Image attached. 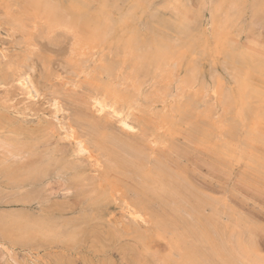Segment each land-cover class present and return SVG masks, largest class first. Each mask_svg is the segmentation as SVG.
Segmentation results:
<instances>
[{"label": "rangeland", "instance_id": "1", "mask_svg": "<svg viewBox=\"0 0 264 264\" xmlns=\"http://www.w3.org/2000/svg\"><path fill=\"white\" fill-rule=\"evenodd\" d=\"M79 1H84L87 5L89 4V10L91 8V10H93V12H95L96 14L97 11L101 13L100 17L103 22L106 21V19L109 17L114 22L118 21L117 23H115L116 26L113 32L114 37H111V39L115 40L114 44H119V42H126L135 37H139L140 40L144 43H151L155 40L159 41V43H162L170 50H178L180 53L179 58L183 59V61L187 59L185 61L186 64L190 61L192 62L191 65H196L200 72V81L203 82L201 86L205 87L206 84L207 91L212 90V87L209 85L212 84L213 86V83L216 81L220 84L221 92L223 90L226 93L230 91L229 93L234 96L233 98L236 100V108L234 107L235 109H232L233 111L231 110V113L228 112V115H225L227 122L232 123L233 125L235 124L234 126L238 128L235 129V132H233V137H230V132L232 130L230 132L228 131V133H225V136L223 138L218 137L217 133L212 138L213 145L208 146L207 143L204 142V138H202L203 136L198 132L197 133L199 135L197 136L196 133L197 129L202 125V120L199 123L200 126L198 125L197 128L193 127L194 122L188 123V121H186L185 119L178 120L173 127L175 132L173 136L175 134L176 135L174 137H171L172 143L165 146L162 153L157 154L156 157H161V159L165 161L166 164H168L170 169H173L174 172L170 170L172 173L175 174L176 172L178 176L182 175L181 177L185 178L183 180H187L185 182L192 187L193 193H195L196 195L201 193L199 194V196L214 202L221 210H230L232 211V213L237 214L238 218L243 217V221L249 223L248 225L252 228L254 236L256 237L259 247L262 250V254L264 255V173L263 171L260 172L254 169L253 167H251L252 165H248L246 161L248 160L247 156H249V154L251 153V155L257 154V156H255L264 161V129L262 128V126L264 127V108L262 107V105L264 106V98L262 97L264 96V13L260 14L262 16L259 15V20L254 21V17L251 12L253 0H249L245 8L244 16L236 24H234V30L230 27L231 29L228 30L229 33L226 30V35L222 32V36L219 37V33H217V27L212 25L211 23V15H209V9H211L210 3L216 2L219 5L221 4L222 6L227 7V5L229 4V0H211L210 2L209 0ZM101 1L103 3H101ZM13 2L21 4V2L23 3V0H0V17H2L4 14L1 5H3L4 7V5H9ZM198 3L203 5L199 6ZM131 4H136L138 9L137 7L136 9H134ZM204 4L207 6L206 8H204ZM92 6L96 9H94ZM159 6H163L164 8H166L164 9L166 13ZM189 6H191V8ZM156 7L160 9L157 10ZM208 7L209 9H207ZM196 8L198 9L200 14L202 13V15L198 13ZM130 9L132 12L130 11ZM139 9L141 13L137 12L139 11ZM91 10L90 13L92 14L93 12ZM110 12H112V15ZM147 12L149 13L147 14ZM177 12H179L180 14H177ZM249 12L251 13L249 14ZM197 13L199 14V17L197 16ZM107 14H110L111 16H107ZM133 14H137V16H140L141 18L139 17V19H137V16H133ZM115 15L118 19H116ZM207 15H209L210 17ZM113 17H115V19ZM158 17L161 19H159ZM121 18L122 20H124V22L119 23V20ZM208 18L210 19V21L208 20ZM132 21L134 22L131 26L130 24L132 23ZM200 21H203V23L199 24L198 22ZM241 22L243 24H241ZM128 24L131 26L130 29H128L129 26L126 27ZM204 25L206 28L204 27ZM7 28L8 27L4 25L0 27V32L2 30V34L0 33V48H8L11 55L15 58L20 53V49L16 45V40L7 36ZM210 29L211 31H209ZM237 29L240 30L238 31ZM212 33L214 34V39L212 38ZM148 34L150 37L146 36ZM168 34H170V36ZM1 35H3V38H1ZM118 37H120L121 39ZM222 37L224 39H222ZM41 43V47L43 48V55L45 56L47 61L45 63H39V61H37L38 59L35 58L38 63L37 75L42 74V77L46 78L47 66L50 62V70L52 72H62V68L66 66L67 55L65 51L67 50L68 44L54 45L51 44L48 40H43L41 41ZM200 45L201 47L199 48ZM212 46L215 47L214 49L216 50V52ZM113 48L115 49V47ZM185 49L187 50L185 51ZM185 53H187V55ZM21 54L22 53H20V55ZM112 57L114 58V56ZM57 62L59 63L57 64ZM235 62H237L238 64H236ZM42 64L43 66H41ZM59 66H62V68H59ZM250 66H252L251 70ZM222 67H224L225 69ZM0 68V85L2 86L0 87V264H170L166 260V257L169 254V246H167L168 243L167 241L162 240V236H159L163 233L159 228L160 224H162L161 221H165L166 224H169V232L167 234L164 233L165 239H169L171 237L172 230L174 229L172 227L173 224L178 223L179 225L176 224V229H181V224L186 223L188 220L191 221V218H188L189 216H186L184 214L183 217H180L178 214L172 211L173 209L170 206L161 204L157 199L153 198L150 195L139 193V186L137 185V183H134L135 181H132L129 176L126 177L123 174L111 173V175H109L110 178L107 180L105 179V172H102L104 170H98V172L96 171L94 175V168H91L92 165L89 159L87 157L84 158V156L74 157L72 155L73 151L71 149V145L69 144L67 146L69 142L65 143L67 141L62 142L59 141V138H57L58 136L56 135L57 133H55L56 130L54 131V128L56 127L55 123H57L58 120H61V117L54 119V117L51 115V110L53 109V107L52 102L49 99V96H51V93H53V90L55 89L49 88V90L51 91L48 90V93L46 95L37 99L33 98V101L30 103L24 98V96V99H22L21 95L14 93L8 87L4 86L2 79L5 68L1 64ZM235 68H237V70ZM208 69L209 72H212L211 74L208 72ZM231 69L233 74L231 73ZM239 69H243L244 72L243 70H241L240 72ZM217 70L220 71L216 72ZM186 71L187 68L184 67V70L181 72L180 76H186ZM236 71H238V74L236 73ZM228 72L231 74H228ZM239 72L241 73V75ZM245 73H248V75H246ZM232 75L234 79L232 78ZM238 75H240V78L238 77ZM45 78H43L42 83H44L43 81H45ZM241 78L243 81L244 79H246L247 81L243 82ZM222 80L225 81H223L225 84L222 83ZM237 80H239V82H241L242 84L244 83L243 89L237 88ZM232 82L234 83V85ZM81 83L82 82L76 84V86L80 88L79 91H82V93L75 91V89L78 90L76 86L73 87L72 85L68 84L67 86H65V88L63 87L62 83L57 84L58 86H60V98H62L63 102H65L66 105L68 104L70 110L72 108V105L74 106V108H76L78 104V107H81L83 104H85L84 102H86L84 101L85 98L89 97L90 91L86 92L88 88L84 83ZM208 87L210 88L208 89ZM61 89H63L62 92ZM238 89L241 94L238 93ZM70 90L72 91L70 92ZM74 91L76 92V94H74ZM258 91H260L258 93L259 95H257ZM11 92L14 94H12ZM245 92H248V97L246 96L247 98H244L243 94ZM209 94L211 97L209 96ZM238 95L242 98L239 99ZM208 96L210 98L207 97L206 101H213L214 99V103L216 102L217 106L218 100L215 101L216 99H218L217 95L214 96V94L209 91ZM258 96H261L260 99ZM9 97L10 99H8ZM43 98L44 101H46H43L42 103ZM70 98L73 100L75 99L74 101L76 104L73 100H71L72 102H69L68 100H70ZM243 98L247 102H250V104L253 103L251 106L252 109L256 105L254 107V111L251 109L252 112H256L255 114H257L260 109V112H258L257 114H260V117H254L256 115L253 114L251 115V118H247V113L245 116L243 115L244 111L240 110L242 109L241 106L244 100ZM9 100L12 101L10 102ZM47 100L49 101V103ZM259 100H261L262 102ZM23 102L25 103L23 104ZM37 102H39V104ZM8 108L10 110H7ZM22 110L24 111L22 112ZM217 111L220 112V108H217ZM221 114H223L222 111ZM237 115H239L240 117ZM237 117L238 119H236ZM54 120L55 123H53ZM233 121L235 122L233 123ZM232 124H229L230 127L232 126ZM179 125V128H182L181 131L180 129H178ZM247 125L249 129H256V131L254 130V134H256L257 132L258 138L256 137L254 140H248L250 143L248 141H245V146L247 147H243L242 143L247 139L246 132L248 129L245 128V126ZM145 126L148 127V125L146 124L142 127H139L138 131L134 133L135 135L133 134L130 137H135L138 140H143L142 137L147 138L150 133V128L148 127V129ZM176 126L177 128H175ZM114 130H116L115 127ZM189 132L192 135H190ZM137 133H140V136ZM144 134L148 136H144ZM193 134H195L196 136ZM136 135H138L139 137H137ZM258 135L261 136V139H259ZM225 138L229 141L228 146H226L228 151L226 155L221 154L220 148L216 146L219 141H221L222 139L224 140ZM231 138H235L236 140H233ZM262 139L263 142H261ZM194 140H196V143L194 142ZM193 142L195 144H198L194 146ZM63 143H65L68 148L64 147L65 145ZM60 144L63 145V147L60 146ZM246 148H248V153L246 151ZM253 148L255 150H253ZM66 154L69 156H66ZM63 157L65 158V160H63ZM45 159H48L49 161L52 159V161H54V166L52 164L53 168L50 169L45 175L39 177L38 174H34L33 168H37L38 166H40V161H43ZM83 159L85 160L83 161ZM233 159H235V161ZM64 161L68 163V167L70 168H66L65 170L62 167ZM69 161L71 163H69ZM79 161L82 163H80ZM83 162L86 164H84ZM58 164H60L61 166ZM70 165L74 166L77 172L75 170L72 171ZM60 168L61 171L62 169L64 171L61 172ZM35 175L37 176V179H33V177L31 180L27 179L28 176ZM87 175L90 176L88 177ZM75 176L78 177L75 178ZM79 177L80 179L79 181H77ZM88 178L89 180H91L89 181ZM123 179L127 180L124 181ZM72 181L77 183H73ZM107 181L116 182V185L117 183L119 184V194H112L108 192L109 186ZM87 182L88 184H86ZM135 187H138V189H136ZM134 190L136 191L134 192ZM198 191L200 192L197 193ZM111 195L114 196L112 197ZM136 196H140V198ZM123 198H130L134 201H138L139 199H146L150 203L148 214L152 216V220H150L149 223L145 226H135L131 224L126 215H121V201ZM116 199L117 202H114V200ZM222 206L224 207L221 208ZM203 215V219L212 217V209L209 207L204 208ZM121 216L125 218L123 219ZM118 217H120L121 219H118ZM117 219L119 220V222ZM38 222L40 223V226L43 227H39ZM61 222L63 224H61ZM29 224L30 227H34H31L32 231L26 230L28 229ZM72 225H74L75 227ZM59 227H61V229H59ZM171 227L172 229H170ZM9 228L12 235L6 231ZM51 228H55V231H62L63 234L62 232L60 234H57V236L54 234H52V236L46 234V231ZM66 231H71L73 235L67 237V233L65 234ZM11 236L13 238H11ZM45 236H47V238Z\"/></svg>", "mask_w": 264, "mask_h": 264}, {"label": "bare ground", "instance_id": "2", "mask_svg": "<svg viewBox=\"0 0 264 264\" xmlns=\"http://www.w3.org/2000/svg\"><path fill=\"white\" fill-rule=\"evenodd\" d=\"M102 1H101V3H103ZM105 1H107V0H105ZM146 1H148V0H146ZM205 1H208V0H205ZM210 1L211 0H209V2ZM248 1L249 0H229V4L227 3L228 4L227 7H224L221 4L219 5L216 2L210 3L211 9H209V7L207 9H209L210 14H209V12H208V14L211 15V17L209 15H207V16H209L211 18L212 25L217 27V33H219L218 34L219 37L222 36V32L226 35L225 31L226 30L228 31L231 28L233 29L234 24H236L244 16L245 8H246ZM13 3L9 4V5H4V7H3V5H1V7L3 8L4 14L2 17H0V27L2 25L8 27L6 29L7 30V33H6L7 36L16 40V42H17L16 45L18 46V48L20 49V53H22V54L20 55V53H19L14 58L11 55L8 48H5V47L0 48V64L3 65V67L5 68V72L3 73V79H2L4 86L8 87L14 93L21 95L22 99L25 98L30 103L33 101L32 100L33 98L37 99V98H40V97L46 95L48 93L49 88L55 89V90H53V93L50 92L51 96H49L50 97L49 99L52 102V107H53V109L51 110V115L54 117V119L61 117V120H58L57 123H55V120H54L53 123H55V125H56V127H55L56 129L54 128V131L56 130L55 133H57L56 135L58 136V137L57 136L56 137L59 138V141H62V142L67 141L65 143L69 142L67 144V146L69 144L71 145V149L73 151V154L72 153L71 154L74 157H77V156L78 157L84 156V158L87 157L89 159L91 165H92L91 168H94V175H95L96 171L98 172V170L99 171L104 170L102 172H105V174H106L105 179H107V180L110 178L109 175H111V173L123 174L126 177L129 176L132 179V181H135L134 183H137V185L139 186V189H140L139 193L144 194V195H150L153 198L157 199L161 204H165L166 206L167 205L170 206L173 209L172 211L174 213L178 214L180 217L181 216L183 217V214H184L186 216H189L188 218H191V221L188 220L186 223L181 224V229H176V227H177L176 224H178V223L173 224L172 227L174 229L172 230L171 237L169 239H165V237H164V233L167 234L169 232V227H168L169 224H166L165 221H161L162 224H160L159 228L161 229V231L163 233L160 234L159 236H162L163 239L162 238L161 239L164 241H167V243H168L167 246H169V254L166 257V260L168 261V263H170V264H264V255L262 254V250L259 247V244L257 242L256 237L254 236L252 228L248 225L249 223H246L245 221H243V219H242L243 217L238 218L237 214L232 213V211H230V210H228V211L225 209H223L224 211L221 210L218 207V205H216L214 202H212L208 199H204L203 197L199 196V194H201V193H199L200 191L197 192V193H199V194H197L198 195L197 196L195 193H193L192 187L185 182L187 180H183L185 178L181 177L182 175L178 176V174H176V172H175V174L172 173L171 171H173V169L171 170L170 167L168 166V164H166V162L163 161L161 159V157H156L157 154L162 153L165 146L172 143L171 137L175 133L173 127L175 126L176 121H178V120H184L185 119L186 121H188V123L194 122L193 127H195V128L198 127L199 123L202 120V125L201 126L199 125L200 127L197 129L196 133L198 132L203 136L202 138H204V142H206L208 146L213 145L212 144V138L217 133H218V137L223 138L225 136V133H228V131L230 132L232 130L230 132V134H231L230 137H231L232 134H234L233 132H235V129H238V128H236V126H234L235 124L233 125L232 123H228L227 119H226L228 112H230L232 109L236 108L235 107L236 100L233 98L234 96H232V94L229 93L230 91L226 93L223 90L221 92L220 84L215 81L213 83V86H212V84L209 85L212 87V90H209V91H211L212 94H214V96L217 95L218 99H216L215 101L218 100L217 101L218 104L216 106V102L214 103V99H213V101H211V100L206 101L207 97H209L210 94L208 96L209 91H207V88H206L207 85L206 84H205V87L201 86L203 82L200 81V76H199L200 72L194 63H193L194 65H191L192 62L189 61L186 64L185 61L187 59H185L183 61V59L179 58L180 53L178 50H175V51L170 50L168 47L164 46L162 43H159V41H156V40L151 42V43H144L140 40L139 37H135V38L128 40L126 42H119V44H114L115 40L111 39V37L113 36L114 28L116 26L115 23H117L118 21L114 22L109 17L106 19V21L103 22L101 17H100L101 13H99L96 10L97 11V14H96L90 8V10L94 13V15H93V13L91 14L90 10L88 8L89 4L87 5L84 1H79V0H23V3L21 2V4L20 3H18V4L14 3L13 4ZM111 3H113V2H111ZM115 3H117V2H115ZM200 3H198L199 6L203 5ZM157 5H159V4H157ZM90 7H91V4H90ZM132 7L134 9H136L137 6H136V4H134V5H132ZM159 7L163 11H164V9H166L163 6H159ZM189 7L191 8V6H189ZM206 7L207 6L204 4V8H206ZM160 8H157V10H159ZM94 9H96V8H94ZM137 9H138V7H137ZM199 10H200V8H199ZM251 10H252L251 11L252 15L254 17L253 20L254 21L259 20L260 19L259 17L262 16L260 14L264 13V0H253ZM130 11H131V9H130ZM148 11H150V10H148ZM197 11H198V9H197ZM137 12H140V9ZM251 12H249V14ZM110 13L112 15V12H110ZM148 13L149 12H147V14ZM178 13L179 12H177V14ZM198 13H199V11H198ZM198 13H197V16L200 14V13L199 14ZM108 15H110V14H107V16ZM135 15L137 16V14H135ZM135 15L133 14V16H135ZM200 15H202V13ZM130 16H132V15H130ZM115 17H116V15H115ZM115 17H113V18L115 19ZM139 17L137 16V19H139ZM145 17H147V16H145ZM202 18H204V17H202ZM250 18H252V17H250ZM116 19H118V18L116 17ZM159 19H161V18H159ZM120 20H122V18ZM120 20H119V23L124 22V20H122V21H120ZM206 20H207V18H206ZM208 20L210 21L209 18H208ZM244 21H245V19H244ZM133 22L134 21H132V23L130 24L131 26L133 25ZM198 23L202 24L203 21L202 22L200 21ZM241 24H243V23L241 22ZM130 25L128 24L126 27L129 26L128 29H130V27H131ZM204 27H205V25H204ZM246 27H248V26H246ZM115 31H116V29H115ZM209 31H211V29ZM212 31H213V27H212ZM1 32H2V30H1ZM207 32H208V30H207ZM209 33H211V32H209ZM228 33H229V31H228ZM170 34H168V35L170 36ZM204 34H205V31H204ZM172 35H173V33H172ZM7 36H6V39H7ZM116 36H118V35H116ZM146 36H149V34ZM212 36H213L212 38L214 39V34ZM223 37H222V39L225 38V37L224 38ZM1 38H3V35H1ZM118 38H120V37H118ZM144 38H145V36H144ZM203 39H204V37H203ZM43 40H48L51 44H54V45L68 44L67 50L65 51V53L67 55L66 66H64L63 68H62V66H59V68L61 67L63 69V71L62 72H54V71L52 72L50 70V63H51L50 62V63H48V66H47V72L45 71L47 73L46 78L42 77L43 76L42 74L37 75V73H38L37 61H39V63H45L47 61L45 56L43 55V48L41 47V44H42L41 41H43ZM219 41H221V40H219ZM44 43H45V41H44ZM201 45L199 46V48L201 47ZM8 46H10V45H8ZM113 47H115V49ZM214 48L215 47H213V49ZM219 49H220V47H219ZM231 49H232V47H231ZM56 50H58V49H56ZM186 50L187 49H185V51ZM215 52H216V50H215ZM112 54H115V55H112ZM185 54L187 55V53H185ZM58 55H59V53H58ZM229 55H230V53H229ZM112 56H114V58ZM218 56H219V54H218ZM35 58H37L38 60L36 61ZM188 58H190V57H188ZM115 59H117V60H115ZM204 59H205V57H204ZM226 60H229V59H226ZM211 61H212V59H211ZM58 63L59 62H57V64ZM220 63H221V61H220ZM235 63L238 64L237 62H235ZM248 64H250V63H248ZM228 65H226V66H228ZM250 65H252V64H250ZM41 66H43V64ZM56 67H58V66H56ZM184 67L187 68V71H186L187 75L182 77L180 75H181V72L184 70ZM251 67L252 66H250V70H251ZM64 68H66V69H64ZM222 68H224V67H222ZM232 68H233V66H232ZM201 69H200V71H201ZM213 69H215V68H213ZM235 69L237 70V68H235ZM235 69H234V71H235ZM241 70H243V69H241ZM241 70H240V72H241ZM248 70H249V68H248ZM250 70H249V72H250ZM219 71L217 70L216 72H219ZM238 71H236V73ZM208 72H209V69H208ZM229 72H228V74H231L232 69H231V73H229ZM243 72H244V70H243ZM209 73L211 74L212 72H209ZM240 75H241V73H240ZM240 75H238L239 78H240ZM246 75H248V73ZM230 77H229V79H230ZM43 78H45L44 79L45 81H43L44 83H42ZM232 78L234 79L233 75H232ZM239 80H237V83H238L237 88L243 89L244 83L242 84L241 82H239ZM241 80H242V78H241ZM223 81L224 80H222V83L225 82V81L224 82ZM246 81L247 80L244 79L243 82H246ZM80 82H82L81 84L84 83L85 86L88 88V90L85 89V90H87L86 92L90 91L89 97L85 98L84 101H86V102H84L85 104L82 105L84 107H82V106L78 107L79 106V104H78V106L76 108H74V106L72 104H70V105H72V108H73V109L71 108V110H70L68 104L66 105L65 102H63L62 98H60V95H61L60 91H59L60 86H58L57 84L62 83L63 87L70 84L73 87H75L76 84H78ZM219 82H220V77H219ZM234 82H236V81H234ZM233 85H234V83H233ZM252 85H253V83H252ZM250 86H251V83H250ZM0 87H2V86L0 85ZM76 87L78 90L75 89V91L82 93V91H79L80 88H78V86H76ZM209 88L210 87H208V89ZM245 88H246V86H245ZM254 88H255V86H254ZM250 89H251V87H250ZM62 90L63 89H61V92H62ZM228 90H229V88H228ZM49 91H51V90H49ZM56 91L59 93H57ZM71 91L72 90H70V92ZM70 92H69V94H70ZM259 92L260 91L257 92V95H259L258 94ZM14 93H12V94H14ZM238 93L241 94L239 92V89H238ZM74 94H76V92ZM247 94H248V92H245L243 94L244 98L248 97ZM250 94H251V92H250ZM86 95H88V94H86ZM23 96H24V98H23ZM250 96H249V98H250ZM71 97H72V95H71ZM73 97H75V96H73ZM260 97H259V99H260ZM262 97L264 98V96H262ZM241 98L242 97L239 96V99H241ZM8 99H10V97ZM65 100H66V98H65ZM71 100H73V99L70 98V100H68V101L72 102ZM1 101H2V98H1ZM9 101L11 102L12 100H9ZM43 101H44V98L42 99V103H43ZM76 101H77V99H76ZM259 101H261V100H259ZM4 102H3V104H4ZM39 102H41V101H39ZM39 102H37V103L39 104ZM24 103L25 102H23V104ZM37 103H35V104H37ZM48 103H49V101H48ZM74 103H75V101H74ZM258 103H260V102H258ZM263 103H264V99H263ZM252 104H250V102H247L245 99L242 102V106H241L242 109H240V110L244 111V114H243L244 116L247 113V118H251V115L256 113V112L254 113L251 111ZM254 107L252 109L253 111H254ZM262 107L264 108L263 105H262ZM41 108H43V107H41ZM217 108H220V112L217 111ZM50 109H51V107H50ZM7 110H10V109L8 108ZM240 110H238V111H240ZM23 111L24 110H22V112ZM221 111L223 114H221ZM236 111H237V109H236ZM255 111H257V110H255ZM258 112H260V109ZM258 112H257V114H258ZM262 112H263V110H262ZM238 114H239V112H238ZM257 114H255L256 116H254V117H257V116L260 117L261 116L260 114H259L260 116ZM237 116H239V115H237ZM236 119H238V117ZM263 119H264V116H263ZM20 120H21V118H20ZM255 121H256V119H255ZM234 122L235 121H233V123ZM237 122H236V124H237ZM261 122H262V120H261ZM263 122H262V124H263ZM145 124L148 125V127L150 128L149 129L147 126H145L149 129V132H150L149 136L144 134V136H148L147 138L142 137L143 140H138L135 137H130L136 131H138L139 127H142ZM229 124H232V126L230 127ZM188 125H190V124H188ZM113 126L116 128V130H114ZM260 126H261V123H260ZM179 127H180V125L178 126V129H180ZM175 128H177V126ZM245 128L248 130L246 132V138L247 139L246 140H244L245 138L243 139L244 140V142L242 143L243 147H247V146H245L246 145L245 141L254 140L258 134L257 132H256V134H254V130L256 131L255 128H254V130H253V128L249 129L248 125L245 126ZM262 128L264 129L263 126H262ZM181 130H182V128L180 129V131ZM175 131H179V130H175ZM142 133H144V132H142ZM142 133H141V135H142ZM198 133H197V136L199 135ZM243 133H244V131H243ZM184 134H187V133H184ZM189 134H190V132H189ZM125 135H127V136H125ZM138 135L140 136V133ZM138 135H136V136L139 137ZM190 135H192V134H190ZM193 135H195V134H193ZM183 136H185V135H183ZM231 139L234 140L235 138H231ZM259 139H261V136H259ZM195 141L196 140H194V142ZM261 142H263V139ZM65 143H63V144L65 145ZM195 143H194V146L198 144V143L197 144H195ZM61 144H60V146L63 147V145H61ZM228 144H229V141L226 138L224 140L222 139L221 141H219L216 144V146L218 148H220L221 154L226 155V153L228 152L226 146H228ZM249 145H252V144H249ZM67 146L65 145L64 147L68 148ZM248 148H246V151ZM254 148H256V147H254ZM254 148H253V150H255ZM235 152H236V150H235ZM248 152L249 151H247V153ZM48 153H49V151H48ZM211 153H213V152H211ZM251 154H249V156H247L248 160H246V161H247L248 165H250V166L252 165L251 167H253L254 169H256L260 172L263 171V173H264V161H262L258 157H256L257 154H255L256 156L251 155ZM52 155H53V152H52ZM232 155H233V151H232ZM35 156H36V154H35ZM66 156H69V155L66 154ZM40 158H41V155H40ZM70 158H72V157H70ZM42 159H44V158H42ZM235 159H233V160L235 161ZM63 160H65V158ZM84 160L85 159H83V161ZM66 161H64V163L61 162V163H63L62 167L65 170H66V168H70V167H68L69 165ZM33 162H34V160H33ZM40 162H41L40 166H38L37 168H33L34 174H36V175L38 174L39 177L45 175L54 166V161H52V159L50 161L48 159L47 160L45 159L43 161L41 160ZM69 163H71V162L69 161ZM80 163H82V162H80ZM87 163H88V161H87ZM52 164H53V166H52ZM60 164H58V165H60ZM84 164H86V163H84ZM70 166H71L72 171L75 170L74 166H72V165H70ZM75 166H77V165H75ZM55 167H56V164H55ZM60 171H61V168H60ZM62 171H64V170L62 169ZM88 173H90V172H88ZM36 175L35 176H28L27 179L31 180L32 177H33V179H37ZM102 176H103V174H102ZM77 177L75 176V178H77ZM79 179H80V177L78 178V180L77 179H74V180L79 181ZM72 180H73V178H72ZM81 180H82V178H81ZM88 180H89V178H88ZM126 180H124V181H126ZM128 180H129V178H128ZM73 183H77V182H73ZM83 183H85V182H83ZM107 183L109 186V188H108L109 193H112V194L118 193L119 194L120 190L118 189V185H119L118 183H117V185H116V182H113V181H109V182L107 181ZM86 184H88V182ZM122 185H125V184H122ZM74 187H75V185H74ZM193 188H195V187H193ZM136 189H138V187ZM195 189H197V188H195ZM135 191L136 190H134V192ZM125 194H126V192H125ZM125 194H124V196H125ZM136 197L140 198V196H136ZM129 199L128 198L122 199V201H121V215H126L128 217V219L130 220L131 224H133L135 226L147 225L149 223V221L152 220V216L148 214L150 203L146 199H144V200L139 199L138 201H134L131 199L129 200ZM114 202H117V199L114 200ZM224 204H225V202H224ZM206 207H209L212 209L213 215H212V217H208L207 219H203V217H204L203 210ZM223 207L224 206H222L221 208H223ZM225 208H227V207H225ZM122 218L124 219L125 217H122ZM118 219H121V218L118 217ZM118 222H119V220H118ZM64 223H67V222H64ZM30 224L28 226V229H26V230L32 231L31 229L34 227L31 226L32 227L31 228ZM61 224H63V223L61 222ZM72 226H74V225H72ZM39 227H43V226H40V223H39ZM172 227L170 229H172ZM24 228H25V226H24ZM59 229H61V227H59ZM70 229H72V228H70ZM8 230L10 231V228ZM8 230H6V231L12 235L11 231L9 232ZM155 230H157V229H155ZM44 231H46V230H44ZM12 232H14V231H12ZM61 232L62 231H55V228L54 229L51 228V229H48L46 231V234H49L51 236H52V234H54L57 236V234H60ZM62 234H63V232H62ZM65 234L67 235V237L73 235L71 231H66ZM45 237L47 238V236H45ZM143 237H145V236H143ZM11 238H13V237L11 236ZM50 239H52V238H50ZM161 239H159V240H161Z\"/></svg>", "mask_w": 264, "mask_h": 264}]
</instances>
